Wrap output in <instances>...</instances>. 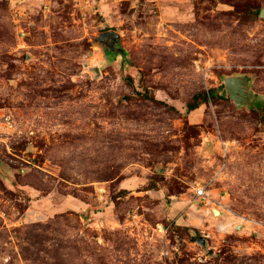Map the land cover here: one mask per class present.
<instances>
[{
    "label": "rangeland",
    "instance_id": "rangeland-1",
    "mask_svg": "<svg viewBox=\"0 0 264 264\" xmlns=\"http://www.w3.org/2000/svg\"><path fill=\"white\" fill-rule=\"evenodd\" d=\"M262 9L0 0V264H264Z\"/></svg>",
    "mask_w": 264,
    "mask_h": 264
},
{
    "label": "water",
    "instance_id": "water-1",
    "mask_svg": "<svg viewBox=\"0 0 264 264\" xmlns=\"http://www.w3.org/2000/svg\"><path fill=\"white\" fill-rule=\"evenodd\" d=\"M261 15L264 16V9H262ZM100 39L104 41L105 39H107V35L102 34L100 36ZM239 84H240V79L237 77H230L226 80L227 89L231 97H233L237 102H240V100L243 98L242 95H244L243 91L240 90L239 88Z\"/></svg>",
    "mask_w": 264,
    "mask_h": 264
},
{
    "label": "trees",
    "instance_id": "trees-1",
    "mask_svg": "<svg viewBox=\"0 0 264 264\" xmlns=\"http://www.w3.org/2000/svg\"><path fill=\"white\" fill-rule=\"evenodd\" d=\"M213 94H214V90L208 91V92H204V93L195 94L193 96V101H190L188 103V109L189 110L195 109L196 107L199 106V102L202 101V99L205 100V99L209 98L210 96H212Z\"/></svg>",
    "mask_w": 264,
    "mask_h": 264
},
{
    "label": "built area",
    "instance_id": "built-area-1",
    "mask_svg": "<svg viewBox=\"0 0 264 264\" xmlns=\"http://www.w3.org/2000/svg\"><path fill=\"white\" fill-rule=\"evenodd\" d=\"M197 193L199 196H204L205 194V189L203 187H199L197 190Z\"/></svg>",
    "mask_w": 264,
    "mask_h": 264
}]
</instances>
